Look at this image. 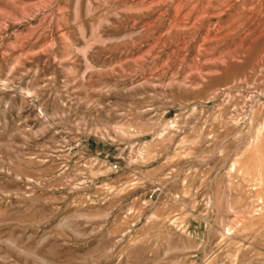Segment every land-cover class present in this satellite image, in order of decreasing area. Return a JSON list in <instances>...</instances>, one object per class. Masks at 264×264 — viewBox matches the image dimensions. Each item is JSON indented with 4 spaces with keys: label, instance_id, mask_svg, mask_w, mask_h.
<instances>
[{
    "label": "rangeland",
    "instance_id": "rangeland-1",
    "mask_svg": "<svg viewBox=\"0 0 264 264\" xmlns=\"http://www.w3.org/2000/svg\"><path fill=\"white\" fill-rule=\"evenodd\" d=\"M0 264H264V0H0Z\"/></svg>",
    "mask_w": 264,
    "mask_h": 264
}]
</instances>
